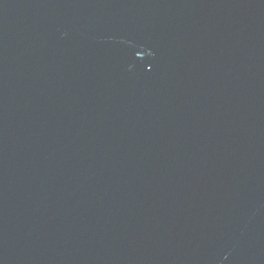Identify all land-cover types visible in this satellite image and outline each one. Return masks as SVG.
Masks as SVG:
<instances>
[{"label":"water","instance_id":"95a60500","mask_svg":"<svg viewBox=\"0 0 264 264\" xmlns=\"http://www.w3.org/2000/svg\"><path fill=\"white\" fill-rule=\"evenodd\" d=\"M0 264H264V0H0Z\"/></svg>","mask_w":264,"mask_h":264}]
</instances>
